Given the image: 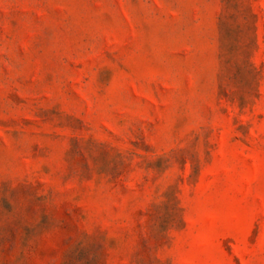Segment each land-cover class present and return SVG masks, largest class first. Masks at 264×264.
Here are the masks:
<instances>
[{"label": "rangeland", "instance_id": "rangeland-1", "mask_svg": "<svg viewBox=\"0 0 264 264\" xmlns=\"http://www.w3.org/2000/svg\"><path fill=\"white\" fill-rule=\"evenodd\" d=\"M0 264H264V0H0Z\"/></svg>", "mask_w": 264, "mask_h": 264}]
</instances>
